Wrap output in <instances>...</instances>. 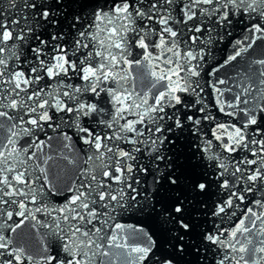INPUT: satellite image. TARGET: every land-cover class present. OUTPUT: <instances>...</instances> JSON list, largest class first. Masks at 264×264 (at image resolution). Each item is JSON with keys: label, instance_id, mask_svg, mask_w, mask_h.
<instances>
[{"label": "snow or ice", "instance_id": "obj_1", "mask_svg": "<svg viewBox=\"0 0 264 264\" xmlns=\"http://www.w3.org/2000/svg\"><path fill=\"white\" fill-rule=\"evenodd\" d=\"M0 264H264V0H0Z\"/></svg>", "mask_w": 264, "mask_h": 264}]
</instances>
